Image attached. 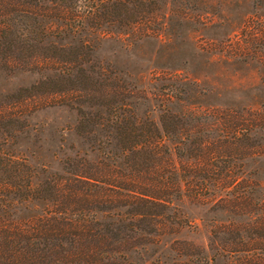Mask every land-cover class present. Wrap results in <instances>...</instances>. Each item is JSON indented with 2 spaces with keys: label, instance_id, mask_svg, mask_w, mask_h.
<instances>
[{
  "label": "rangeland",
  "instance_id": "1",
  "mask_svg": "<svg viewBox=\"0 0 264 264\" xmlns=\"http://www.w3.org/2000/svg\"><path fill=\"white\" fill-rule=\"evenodd\" d=\"M99 1L100 11L113 2L90 0L84 9ZM127 1H140L150 17L145 25L104 15L98 24L86 21L79 34L59 38L54 31L40 44H86V65L102 84V99L28 91L51 73L0 59V157L24 165L36 187L63 175L68 161L116 165L115 118L160 129L166 112L181 127L163 139L172 152L165 171L184 181L170 203L176 222L126 257L135 264H238L234 257L241 254L224 247L247 233L232 226L264 215V0ZM23 42L35 45L40 36L27 34ZM197 141L205 145L203 158L191 148ZM196 193L199 200L192 199Z\"/></svg>",
  "mask_w": 264,
  "mask_h": 264
},
{
  "label": "trees",
  "instance_id": "2",
  "mask_svg": "<svg viewBox=\"0 0 264 264\" xmlns=\"http://www.w3.org/2000/svg\"><path fill=\"white\" fill-rule=\"evenodd\" d=\"M87 1L0 0L3 64L52 75L28 91L42 87L62 99L73 92L85 99H102V84L92 81L86 65V44L71 49L41 42L54 31L59 38L79 34L86 21L98 24L104 15L114 20L133 17L137 25H145L150 17L144 16L140 1L129 5L127 0H113L105 11L99 9L102 1L85 10ZM32 33L40 36V43L25 44L24 37ZM78 112L83 120L85 112ZM159 125L160 129L150 121L133 123L120 115L111 128L119 136L112 151L116 165L68 161L63 175L32 188L24 165L0 157V264H135L126 254L151 243L165 223L176 222L170 203L179 198L184 182L183 177L165 171L172 152L163 144L169 133L181 127L166 112L159 116ZM191 148L197 157L205 156L201 141ZM173 154L179 156V152ZM207 182L210 185L209 178ZM206 183H198L200 190H209ZM200 196L196 193L192 199ZM29 200L45 203H25ZM35 206L40 212L30 213ZM232 228L244 229L247 237L243 240L237 234L228 249L224 247L226 252L241 254L234 257L238 264H264V215Z\"/></svg>",
  "mask_w": 264,
  "mask_h": 264
}]
</instances>
